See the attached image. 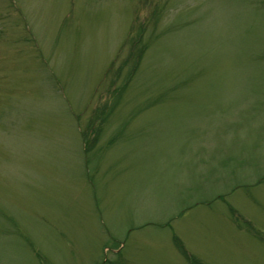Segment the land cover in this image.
Instances as JSON below:
<instances>
[{
	"label": "rangeland",
	"instance_id": "1",
	"mask_svg": "<svg viewBox=\"0 0 264 264\" xmlns=\"http://www.w3.org/2000/svg\"><path fill=\"white\" fill-rule=\"evenodd\" d=\"M0 264H264V0H0Z\"/></svg>",
	"mask_w": 264,
	"mask_h": 264
}]
</instances>
